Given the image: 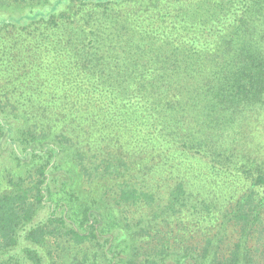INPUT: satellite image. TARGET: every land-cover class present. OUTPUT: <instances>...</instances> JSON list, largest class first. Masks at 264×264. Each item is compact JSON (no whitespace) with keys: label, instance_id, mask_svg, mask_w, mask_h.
Instances as JSON below:
<instances>
[{"label":"trees","instance_id":"trees-1","mask_svg":"<svg viewBox=\"0 0 264 264\" xmlns=\"http://www.w3.org/2000/svg\"><path fill=\"white\" fill-rule=\"evenodd\" d=\"M33 1L0 14V264H264V0Z\"/></svg>","mask_w":264,"mask_h":264},{"label":"rangeland","instance_id":"rangeland-1","mask_svg":"<svg viewBox=\"0 0 264 264\" xmlns=\"http://www.w3.org/2000/svg\"><path fill=\"white\" fill-rule=\"evenodd\" d=\"M16 1L17 0H0V14L4 15L6 13L5 10L14 6ZM33 3H36V0H34ZM246 132L247 134L244 138L246 140L247 151L253 155H257V157L260 156L264 158V110L259 111L258 117H253Z\"/></svg>","mask_w":264,"mask_h":264}]
</instances>
